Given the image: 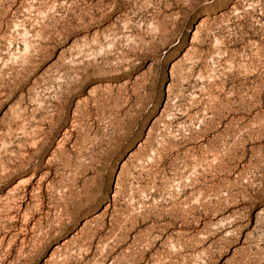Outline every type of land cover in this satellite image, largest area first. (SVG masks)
Here are the masks:
<instances>
[{
    "label": "rangeland",
    "instance_id": "1",
    "mask_svg": "<svg viewBox=\"0 0 264 264\" xmlns=\"http://www.w3.org/2000/svg\"><path fill=\"white\" fill-rule=\"evenodd\" d=\"M0 264H264V0H0Z\"/></svg>",
    "mask_w": 264,
    "mask_h": 264
}]
</instances>
